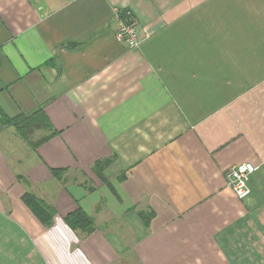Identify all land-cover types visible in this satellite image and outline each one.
<instances>
[{
    "label": "crops",
    "instance_id": "obj_1",
    "mask_svg": "<svg viewBox=\"0 0 264 264\" xmlns=\"http://www.w3.org/2000/svg\"><path fill=\"white\" fill-rule=\"evenodd\" d=\"M37 110L32 149L1 121ZM0 264H264V0H0Z\"/></svg>",
    "mask_w": 264,
    "mask_h": 264
},
{
    "label": "trees",
    "instance_id": "obj_2",
    "mask_svg": "<svg viewBox=\"0 0 264 264\" xmlns=\"http://www.w3.org/2000/svg\"><path fill=\"white\" fill-rule=\"evenodd\" d=\"M1 124L3 126H12L15 129V134H17L25 143H27L32 149L36 148V145L39 143L46 141V139H41L39 142H31L30 136L32 132L35 130H48L50 126L45 120L44 115L41 113L40 110L29 114L28 116H17L14 118H8L4 115L2 116ZM109 162H102L97 163L95 166V172L101 176V171L104 170L103 168L107 167ZM103 183L110 189L111 194L116 196L114 189L111 187L108 181L102 180ZM121 181V180H119ZM24 203L32 210L33 214L42 222L44 225H49L52 220L53 215L55 212L53 209L45 205L43 202L38 201L36 198L26 194L23 196ZM139 219L143 221L145 226H147L151 220L152 212H138ZM65 223L73 230V231H80L82 234H90L94 231L93 227V219L89 217L81 208H78L73 213L67 215L64 219Z\"/></svg>",
    "mask_w": 264,
    "mask_h": 264
},
{
    "label": "built area",
    "instance_id": "obj_3",
    "mask_svg": "<svg viewBox=\"0 0 264 264\" xmlns=\"http://www.w3.org/2000/svg\"><path fill=\"white\" fill-rule=\"evenodd\" d=\"M114 27L115 40L118 43L127 46V49L134 50L139 48L141 43L145 41L147 35L141 33L137 20L129 10H114ZM255 167L252 164H239L232 166L226 172V185L239 200L246 199L250 190L247 186V181L250 174H253Z\"/></svg>",
    "mask_w": 264,
    "mask_h": 264
},
{
    "label": "rangeland",
    "instance_id": "obj_4",
    "mask_svg": "<svg viewBox=\"0 0 264 264\" xmlns=\"http://www.w3.org/2000/svg\"><path fill=\"white\" fill-rule=\"evenodd\" d=\"M102 190L104 191L105 189H102ZM103 191H102V193H99V194H100L101 196H103L104 198L109 199V197H108V195H110V194H109V191H105L106 193L103 192ZM107 194H108V195H107ZM102 200H103V199H102ZM103 202H104V200H103Z\"/></svg>",
    "mask_w": 264,
    "mask_h": 264
}]
</instances>
